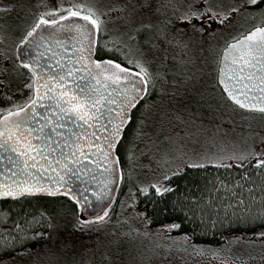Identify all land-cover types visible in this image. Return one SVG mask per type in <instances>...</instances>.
I'll list each match as a JSON object with an SVG mask.
<instances>
[{
  "label": "snow or ice",
  "instance_id": "6c2138e0",
  "mask_svg": "<svg viewBox=\"0 0 264 264\" xmlns=\"http://www.w3.org/2000/svg\"><path fill=\"white\" fill-rule=\"evenodd\" d=\"M13 6L0 4V12L11 11ZM112 11L117 16L108 17L106 13ZM234 14L258 18L259 22L218 45L213 90L219 88L228 109L264 114V0L231 4L223 0H125L104 10L92 0H59L57 6L46 5L35 14L22 34L14 38L12 47L0 54V99L5 101L0 105V198L23 201L43 194L64 196L74 207L69 214L43 207L25 210L21 205L15 217L9 209H0V223L9 225L0 232V249H18V254L25 256L35 247H28L30 242L49 239L55 233L64 252L73 244L59 237L61 228L83 232L111 222L108 209L126 176L119 166V146L138 106L141 117L149 109H157L159 120L155 131L146 133V120L136 119L133 140L147 136L145 151L152 150L154 156L159 153V166L164 170L148 184L140 183L137 189L130 186L129 192H142L146 197L168 194L175 189L171 177L187 167L223 168L226 176L206 179L207 195L184 197L194 206L181 204V211L198 217L205 230L259 224L260 230L254 235L264 243V136L259 147L249 144L231 153L220 150L219 154L189 155L180 150L183 145L168 147L179 142L173 120L183 124L204 115L199 110L201 92L194 84L189 87L195 79L189 68L193 56L205 51V37L212 41L216 36L215 28L211 32L208 29L219 24L222 32ZM110 20L120 24L110 29ZM100 35L107 38L100 40ZM0 41L7 43L5 35L0 34ZM105 49L120 58L103 56ZM153 92L158 93L155 99H151ZM190 93L199 100H193ZM166 96L182 97L188 104L181 106L178 101L177 106H162ZM165 126L171 134L165 132ZM134 148L130 142L126 152L129 164ZM131 177L129 167L127 178ZM135 200L133 195L131 200L122 201L121 207ZM86 210L91 213L87 218L83 215ZM135 215L151 223L146 212ZM162 227L173 230L180 224ZM132 232L139 233L140 229L129 228L128 233ZM168 239L188 244L190 235ZM242 240V235L231 237L233 242ZM228 242L225 238L226 245ZM189 247L194 253L224 255L223 247ZM48 259L59 264L55 252L50 251ZM112 260L105 252L100 264H111ZM64 264L79 262L65 260ZM223 264L230 262L225 259Z\"/></svg>",
  "mask_w": 264,
  "mask_h": 264
},
{
  "label": "rangeland",
  "instance_id": "374dc122",
  "mask_svg": "<svg viewBox=\"0 0 264 264\" xmlns=\"http://www.w3.org/2000/svg\"><path fill=\"white\" fill-rule=\"evenodd\" d=\"M68 2V0H64ZM101 10L111 8L113 5L125 2V0H92ZM225 4L238 2V0H223ZM7 3L14 5L11 11L0 12V34L5 35L7 43L0 41V54L5 48H11L13 40L16 36L21 35L25 26L32 22L37 12L43 11L44 7L58 5L59 0H0V4ZM116 11L107 12L108 17L117 16ZM258 18L252 19L245 15H236L232 18V23L220 31L219 24H213L208 29L209 32L215 28L216 36L212 41H208L205 37V51L203 53L196 52L193 56V64L189 65L191 74L195 77L190 82L189 87L193 84L196 89L201 92L203 100L199 101L200 111L203 116L196 119L188 120L186 123L180 124L173 120V130L178 134V143L168 145L170 149L180 148L181 151L187 152L189 155L193 153H217L224 150L225 153L239 152L249 144H255L259 147V139L264 136V114L258 111L231 110L223 105L219 88L213 90V81L215 77L214 58L218 50V45L228 39L229 35H234L237 31H243L250 25L258 23ZM120 21L110 20L109 28L112 29L119 25ZM103 38V37H102ZM101 38V39H102ZM107 37L105 36L106 39ZM212 43L213 47L209 48L208 44ZM111 57L118 56L114 52H110ZM158 95L155 92L151 99H155ZM193 100H199L195 94L190 93ZM18 98V94H17ZM188 104L187 100L182 97H172L168 99L166 96L162 102V106H177ZM5 101L0 99V105ZM196 110V105L192 106ZM219 109V112L216 110ZM140 110V109H139ZM140 112V111H139ZM171 115V114H169ZM138 119H145L146 124L143 131L152 133L155 131L156 122L159 120L157 109L152 108L144 113ZM202 120V122H198ZM165 132L171 134L167 126ZM190 133L185 135L184 133ZM177 137H174L176 139ZM147 136L141 137L140 140H133L135 148L131 164L125 169L124 189L121 194L120 201L117 205H121L122 201H129L133 195L130 193L129 187L137 189L140 183L148 184L154 178H158L159 173L164 169L160 167L162 161L159 153L155 156L152 150L145 151V140ZM150 165V167H149ZM131 167V180L127 178L128 168ZM128 182V186L127 183ZM141 212L135 203H125L122 208L119 207L116 214L111 217V222L100 227L98 230L89 229L87 231H74L71 228H61L59 237L61 239H69L72 241L73 247L70 250L60 251V239L56 238V234H51L49 239L40 242H34L35 247L25 256L18 254L17 250L0 249V264L7 261L8 264H53L48 259V253L55 252L59 264L64 261L76 260L79 264H100L102 253L107 252L113 257L111 264H223L227 259L230 264H264V243L255 235H242L244 240L240 242L231 241L230 236L227 237L229 242L226 245L225 239L219 243H207L196 241L190 233H173L171 230L165 229L160 223H146L141 217L135 215ZM129 228H139L140 232L128 233ZM145 231L149 232L148 236H144ZM184 233L190 235L188 244L179 240H170L168 237H181ZM235 236H241L235 235ZM253 240V243H246L247 240ZM32 244V245H33ZM171 244V248L164 247ZM31 242L27 245L32 247ZM189 245H200L205 249L224 248V255L213 257L210 251L203 254L194 253ZM152 248L156 251L153 252ZM187 249V250H185ZM230 249V250H229ZM11 258V259H10Z\"/></svg>",
  "mask_w": 264,
  "mask_h": 264
},
{
  "label": "trees",
  "instance_id": "16d2710c",
  "mask_svg": "<svg viewBox=\"0 0 264 264\" xmlns=\"http://www.w3.org/2000/svg\"><path fill=\"white\" fill-rule=\"evenodd\" d=\"M102 37L105 38L104 35H100L98 39L103 40ZM102 54L105 57H111L109 55L110 53H108L106 50H103ZM100 55L101 53L98 50L97 57L99 58ZM116 58L119 59L120 57L116 56ZM154 93L155 92H153V94ZM139 111L140 110L138 106V108L134 110L133 122H131L126 129V138L124 139L123 143H121V145L119 146L121 155V167H123L124 170L129 165L128 159L126 157V152L128 150L129 143H133L132 133L133 129L136 127L135 120L138 119V115L140 113ZM251 167L252 166H250L249 168L250 171ZM233 168L236 169V171H239L238 165L234 164ZM217 174L220 175L221 178H224L226 176L225 170L223 168L218 169L215 165H208L206 168L199 170L187 167L181 173L171 177V183L175 185V189L172 192L168 194H154L147 197L142 192L137 193L136 207L141 210L142 213H147V216L151 220V223H179L180 227L171 231L173 233L188 232L196 241L207 243H219L223 239L232 235H254L256 231L260 230L259 224H256L255 226H238L236 224H233L231 228H218L215 231L205 230L201 228L198 217L186 215L183 211H181V204H185L189 207L194 206L191 200H186L184 199V197H200L201 195L206 196L207 192L204 190L205 180H210L213 175ZM126 184L128 186V182ZM123 189L124 180L120 181L118 192L114 199V202L112 203V207L108 209L110 217H113L116 214V211H118L119 207L121 206L117 204L120 201ZM21 205L25 210H29L32 207H43L50 211H56L58 209L64 210L69 214L71 213L74 207L72 202L64 196L53 197L49 195H43L38 196L36 199H25L23 201H14L11 198H0V209H9L13 217L16 216L17 210L21 207ZM165 209H167V211H165ZM22 214L23 213H21V215ZM8 227V224L0 223V232H2L5 228ZM34 242L40 241H33L31 242V245Z\"/></svg>",
  "mask_w": 264,
  "mask_h": 264
},
{
  "label": "water",
  "instance_id": "95a60500",
  "mask_svg": "<svg viewBox=\"0 0 264 264\" xmlns=\"http://www.w3.org/2000/svg\"><path fill=\"white\" fill-rule=\"evenodd\" d=\"M126 129H127V128H126ZM119 166H120V165H119ZM119 183H120V182H119ZM118 187H119V185H118ZM118 187L116 188V191H115V193H114V198L116 197ZM43 195H47V194H43ZM43 195H40V196H43ZM1 199H4V198H1ZM113 200H114V199H113ZM113 200L111 201V204H112ZM98 208H99V206H97L96 210H98ZM90 214H91V213H90L89 211L86 210V211L84 212L83 215H84L85 218H87Z\"/></svg>",
  "mask_w": 264,
  "mask_h": 264
},
{
  "label": "flooded vegetation",
  "instance_id": "af4514ba",
  "mask_svg": "<svg viewBox=\"0 0 264 264\" xmlns=\"http://www.w3.org/2000/svg\"><path fill=\"white\" fill-rule=\"evenodd\" d=\"M105 50L108 52V50H107V49H105ZM105 50H104V51H105Z\"/></svg>",
  "mask_w": 264,
  "mask_h": 264
}]
</instances>
